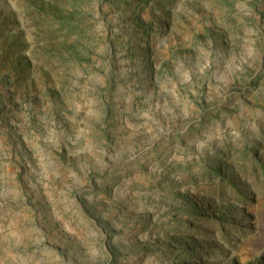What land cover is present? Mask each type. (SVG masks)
I'll use <instances>...</instances> for the list:
<instances>
[{"label": "rangeland", "instance_id": "374dc122", "mask_svg": "<svg viewBox=\"0 0 264 264\" xmlns=\"http://www.w3.org/2000/svg\"><path fill=\"white\" fill-rule=\"evenodd\" d=\"M0 264H264V0H0Z\"/></svg>", "mask_w": 264, "mask_h": 264}, {"label": "trees", "instance_id": "16d2710c", "mask_svg": "<svg viewBox=\"0 0 264 264\" xmlns=\"http://www.w3.org/2000/svg\"><path fill=\"white\" fill-rule=\"evenodd\" d=\"M211 171H213V176H222V170L220 168ZM213 176H209L208 178H212Z\"/></svg>", "mask_w": 264, "mask_h": 264}]
</instances>
